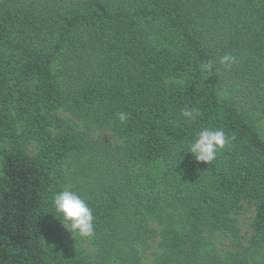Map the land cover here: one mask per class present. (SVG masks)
<instances>
[{
  "label": "trees",
  "instance_id": "obj_1",
  "mask_svg": "<svg viewBox=\"0 0 264 264\" xmlns=\"http://www.w3.org/2000/svg\"><path fill=\"white\" fill-rule=\"evenodd\" d=\"M263 124L264 0H0V264H143L153 242V264H250L206 240L240 243L247 203L264 248ZM205 127L229 138L209 165L183 153ZM66 186L93 209V258L52 208Z\"/></svg>",
  "mask_w": 264,
  "mask_h": 264
},
{
  "label": "clouds",
  "instance_id": "obj_2",
  "mask_svg": "<svg viewBox=\"0 0 264 264\" xmlns=\"http://www.w3.org/2000/svg\"><path fill=\"white\" fill-rule=\"evenodd\" d=\"M219 63L226 68L238 63L237 58L232 55H224ZM213 63L210 61L201 65V70L208 73L212 70ZM200 112L196 108H184L181 117L186 123H191L197 119ZM120 123H125L129 116L125 112L117 113ZM229 138L221 129L202 128L196 133L195 139L184 145L183 153L191 154L197 163L203 162L212 164L217 154L223 150ZM52 208L58 217V222L71 237L91 238L94 235V215L93 209L87 201L70 187H65L53 194Z\"/></svg>",
  "mask_w": 264,
  "mask_h": 264
},
{
  "label": "rangeland",
  "instance_id": "obj_3",
  "mask_svg": "<svg viewBox=\"0 0 264 264\" xmlns=\"http://www.w3.org/2000/svg\"><path fill=\"white\" fill-rule=\"evenodd\" d=\"M59 116L68 122H71V116L64 111L59 112ZM74 127L81 132H84L82 126L73 121ZM264 125V124H263ZM91 141L109 142L112 145H120L121 140L113 136L111 132L106 130L92 129L88 134ZM264 138V134H262ZM29 151L32 147L29 146ZM254 216V208L244 203L240 211L235 215L236 227L240 236V243L233 241L231 235L227 233L215 232L213 235H207L209 244H206L207 250L210 254L215 253L219 259H227L235 251L237 253L245 254L249 258L250 264H264V248H249V240L251 236L250 223ZM70 240L76 244L78 249L85 255L93 258L96 253L95 246L91 238L71 237ZM49 245V241H47ZM212 248V249H211ZM209 249V250H208ZM211 250V251H210ZM160 254L157 242H153L142 253L143 264H153L155 258Z\"/></svg>",
  "mask_w": 264,
  "mask_h": 264
}]
</instances>
